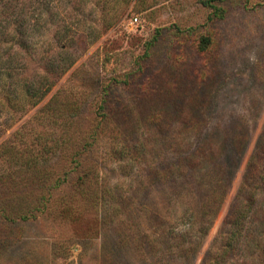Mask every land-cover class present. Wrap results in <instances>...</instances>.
Returning a JSON list of instances; mask_svg holds the SVG:
<instances>
[{
	"label": "trees",
	"instance_id": "16d2710c",
	"mask_svg": "<svg viewBox=\"0 0 264 264\" xmlns=\"http://www.w3.org/2000/svg\"><path fill=\"white\" fill-rule=\"evenodd\" d=\"M39 1L0 0V264L18 224L40 220L57 224L54 233L63 231L66 240L55 248L62 258L72 248L83 255L100 240L102 249L89 264H195L241 165L264 94L247 116L233 111L213 121L215 93L226 77L211 29L196 37V58L177 60L169 82L158 77L166 69L160 71L136 105L116 91L131 94L129 74L105 80L92 98L78 84L84 73L77 68L52 94L81 53L137 0H102V30L90 25L71 34L73 28L63 26L58 47L42 58L32 53ZM224 1L203 2L209 22L224 19ZM159 32L139 58L137 74ZM252 70L264 93V48ZM233 254L241 257L234 264H264V124L199 264H233Z\"/></svg>",
	"mask_w": 264,
	"mask_h": 264
},
{
	"label": "rangeland",
	"instance_id": "374dc122",
	"mask_svg": "<svg viewBox=\"0 0 264 264\" xmlns=\"http://www.w3.org/2000/svg\"><path fill=\"white\" fill-rule=\"evenodd\" d=\"M46 1L40 0L38 4L40 31L36 38L38 43L32 52L36 57L42 58L58 47L56 39L58 33H64L63 26H67L69 30L73 28L69 32L71 34L80 32L90 25L99 31L102 30V0H83V2L80 0H50L49 4H46ZM204 1H132L121 22L116 27L104 31L95 44L89 47L84 54L81 53L79 61L61 80L52 94L77 68L83 69L82 73H84L78 84L84 89H89V92H93L92 98L96 96V88L100 89L97 86L103 84L105 80L129 74L133 89L131 94L122 95L121 88H116V91L121 98L125 97L126 103L136 105L137 99L146 88L145 84L149 80L154 81L153 77L160 71L166 69L165 75L163 73V76L158 77L160 80L164 77L165 81L169 82L171 81L170 75L175 71L178 72L177 60L183 63L185 60L196 58V37L211 29L215 30L218 36L216 59L222 68L224 77H228L227 80L225 78V83L219 86L215 99L213 98L216 111V115L212 117L213 121H220L233 111L238 116H247L252 102L261 99L264 94L261 86L255 84L252 70L259 52L264 48V0L224 1L220 7L226 10V15L223 20H215L214 23L209 22L210 10L204 5ZM134 18H137L136 22L133 21ZM47 20H49L48 23ZM157 32L160 33L158 42L148 58L142 62L141 72L137 74L139 58L144 56L147 43ZM156 104L149 103V106ZM140 105L136 109L138 114L141 111ZM33 113L34 110L23 121ZM20 124L21 122L8 131L3 138H6ZM263 124L264 103L227 199L220 209L195 264L201 261L226 216ZM43 221L28 222L25 225L18 224L19 230L15 228L14 235L9 238L8 245H6L7 252L3 264H89L96 254L100 253L102 244L99 240L84 249L83 255H80L79 249L72 248V255L68 259L59 257L56 255L55 248L58 242L66 240L63 231L60 232L61 234L54 233L51 228L57 227V224ZM136 223H140V220ZM7 239L8 237L3 240ZM232 257L233 264L241 258L236 254Z\"/></svg>",
	"mask_w": 264,
	"mask_h": 264
},
{
	"label": "built area",
	"instance_id": "2783aa9c",
	"mask_svg": "<svg viewBox=\"0 0 264 264\" xmlns=\"http://www.w3.org/2000/svg\"><path fill=\"white\" fill-rule=\"evenodd\" d=\"M134 22H136L137 21V18H134V20H133Z\"/></svg>",
	"mask_w": 264,
	"mask_h": 264
}]
</instances>
